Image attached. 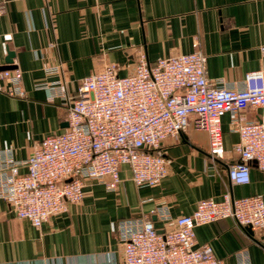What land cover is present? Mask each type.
<instances>
[{"label": "crops", "instance_id": "0c3cea01", "mask_svg": "<svg viewBox=\"0 0 264 264\" xmlns=\"http://www.w3.org/2000/svg\"><path fill=\"white\" fill-rule=\"evenodd\" d=\"M0 66L10 52L23 72L26 98L0 91V150L13 148L27 160L43 138L68 128L67 113L80 82L108 66L132 72L139 54L150 63L196 51L208 58L211 79L228 83L249 72H264V0H0ZM59 68L49 73L47 69ZM44 86L55 87L57 95ZM262 110L248 109L251 120ZM225 160L209 156L207 132L190 126L179 141L166 146L171 161L159 186L139 188L130 169H121L115 192L90 182L81 204L53 217L38 230L17 218L0 200V264H118L122 255L119 224L150 218L167 207L173 217L190 216L198 202L262 196L264 171L253 165L251 182L235 185L228 165L235 161L239 140L231 132L230 115L223 118ZM25 171V170H23ZM210 245L223 264H239L246 250L249 264H264V229L237 227L232 219L196 229V246Z\"/></svg>", "mask_w": 264, "mask_h": 264}, {"label": "built area", "instance_id": "2783aa9c", "mask_svg": "<svg viewBox=\"0 0 264 264\" xmlns=\"http://www.w3.org/2000/svg\"><path fill=\"white\" fill-rule=\"evenodd\" d=\"M207 63L201 51L160 58L155 64L141 52L125 76L116 65L87 76L69 105L65 132L45 136L27 160H17L12 147L0 150V200L40 230L53 217L68 213L71 205L81 204L88 183L117 191L123 166L137 187L159 186L171 165L168 142L179 141L190 126L207 132L213 161L225 160L226 115L231 132L239 137L228 175L235 185L249 184L253 165L264 171V72H249L243 81L228 83L211 79ZM22 81L18 68L0 72V91L26 98ZM44 88L57 95L55 87ZM248 109L262 110V117L249 119ZM151 214L162 228L150 218L119 224L118 264H223L210 245L196 246L198 227L232 219L240 229H264L262 196L234 198L226 193L222 200L198 202L190 216L173 217L167 207ZM237 258L239 264H249L246 250Z\"/></svg>", "mask_w": 264, "mask_h": 264}, {"label": "water", "instance_id": "95a60500", "mask_svg": "<svg viewBox=\"0 0 264 264\" xmlns=\"http://www.w3.org/2000/svg\"><path fill=\"white\" fill-rule=\"evenodd\" d=\"M14 58H15V53L14 52H10L9 53V56H8V58L6 60V66H0V72L7 71V70H15V69H17V67L13 65ZM246 230L251 235H253V231L251 230V228H246Z\"/></svg>", "mask_w": 264, "mask_h": 264}]
</instances>
